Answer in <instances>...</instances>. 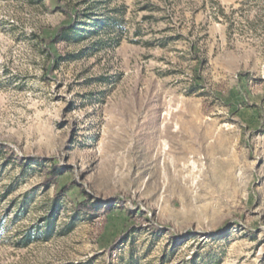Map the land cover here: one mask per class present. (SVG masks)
<instances>
[{
    "label": "rangeland",
    "instance_id": "obj_1",
    "mask_svg": "<svg viewBox=\"0 0 264 264\" xmlns=\"http://www.w3.org/2000/svg\"><path fill=\"white\" fill-rule=\"evenodd\" d=\"M0 145V264H264V0H0Z\"/></svg>",
    "mask_w": 264,
    "mask_h": 264
},
{
    "label": "trees",
    "instance_id": "obj_2",
    "mask_svg": "<svg viewBox=\"0 0 264 264\" xmlns=\"http://www.w3.org/2000/svg\"><path fill=\"white\" fill-rule=\"evenodd\" d=\"M78 19H73L69 24L61 25L57 28L54 36L43 38L42 40L46 44L50 43H57L59 41H65L70 37V34L75 31L77 27ZM107 24H100L98 23L97 30L104 29ZM0 149H4L3 146L0 145ZM5 158L8 160L14 159L18 163L24 165V166H30V165H40L42 170L44 171L46 177L45 182L47 184L53 183L57 178H59L63 173L67 171L66 168L62 167L59 164L50 162L49 166H44L41 164V162L38 161V158H28L25 159L19 155H16L12 150H7L5 152ZM68 186H63L64 191L68 190ZM84 198L83 200H80L76 203V209L86 213V214H93L101 210L103 207L97 206L95 203H92L90 200V194H88L85 190L82 191ZM112 208V207H111Z\"/></svg>",
    "mask_w": 264,
    "mask_h": 264
}]
</instances>
